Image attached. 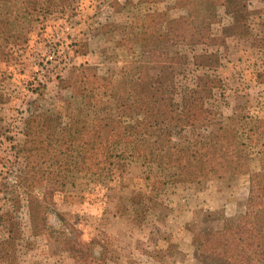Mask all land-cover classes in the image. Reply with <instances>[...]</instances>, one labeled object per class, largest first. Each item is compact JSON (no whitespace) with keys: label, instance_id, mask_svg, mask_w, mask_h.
<instances>
[{"label":"rangeland","instance_id":"374dc122","mask_svg":"<svg viewBox=\"0 0 264 264\" xmlns=\"http://www.w3.org/2000/svg\"><path fill=\"white\" fill-rule=\"evenodd\" d=\"M219 125L241 164L168 162L224 161ZM248 169L264 182V0H0V264H74L68 230L105 264H203Z\"/></svg>","mask_w":264,"mask_h":264},{"label":"trees","instance_id":"16d2710c","mask_svg":"<svg viewBox=\"0 0 264 264\" xmlns=\"http://www.w3.org/2000/svg\"><path fill=\"white\" fill-rule=\"evenodd\" d=\"M191 5L192 2L212 0H179ZM198 10L200 9L197 7ZM203 30H193L190 34L203 33ZM187 32L180 36L187 38ZM217 134H214L208 149L219 153V157L226 158L217 162L215 156L210 157L206 147L194 144L191 148H175L168 154L171 160L192 178H201L210 173V169H216V163L220 168L225 165L237 166L241 162L239 155H234L231 150L220 149L224 145L222 131L225 127L218 126ZM233 130V129H232ZM235 136V135H234ZM233 135L227 134V140L232 142ZM138 148H134L137 152ZM209 156V157H208ZM243 163V162H242ZM172 164V163H171ZM215 165V166H213ZM249 175V186L244 202L243 211L226 220L218 227H208L196 232L195 254L203 264H264V182L258 173L246 170ZM64 244L71 247L74 264H105L106 256L104 248H96L93 244H83L74 240L67 231ZM93 242V241H91ZM102 247V246H101Z\"/></svg>","mask_w":264,"mask_h":264},{"label":"built area","instance_id":"2783aa9c","mask_svg":"<svg viewBox=\"0 0 264 264\" xmlns=\"http://www.w3.org/2000/svg\"><path fill=\"white\" fill-rule=\"evenodd\" d=\"M53 58V54H49L46 58H45V63L46 64L48 61H50Z\"/></svg>","mask_w":264,"mask_h":264}]
</instances>
